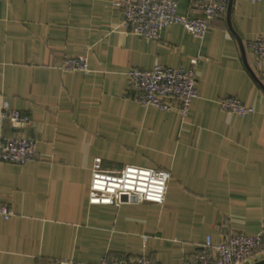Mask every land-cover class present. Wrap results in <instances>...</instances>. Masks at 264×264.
I'll list each match as a JSON object with an SVG mask.
<instances>
[{"label": "crops", "instance_id": "1", "mask_svg": "<svg viewBox=\"0 0 264 264\" xmlns=\"http://www.w3.org/2000/svg\"><path fill=\"white\" fill-rule=\"evenodd\" d=\"M116 0H0V136L36 142L26 163L0 159V264H90L149 256L181 264L235 233L261 235L246 264L264 258V64L247 47L264 31V0H230L199 38L180 23L159 39L123 28ZM192 0H179L187 13ZM197 11L201 14L200 10ZM87 54L90 71L63 68ZM199 58V96L183 117L133 98L128 70ZM256 109L238 115L219 99ZM6 107L30 116L25 124ZM171 172L166 199L94 204L93 163Z\"/></svg>", "mask_w": 264, "mask_h": 264}, {"label": "built area", "instance_id": "2", "mask_svg": "<svg viewBox=\"0 0 264 264\" xmlns=\"http://www.w3.org/2000/svg\"><path fill=\"white\" fill-rule=\"evenodd\" d=\"M258 2L262 0H250ZM230 0H192V9L187 13L178 11L179 0H116L114 3L123 12L122 27L144 38L159 39L164 28L173 23L182 24L191 34L203 38L209 23L222 16ZM200 10L201 14L197 11ZM247 47L254 55L258 66L264 64V31L248 41ZM192 59L191 67H174L162 63L146 69L137 66L128 70V85L134 92L132 98L142 105H152L163 110H178L183 117L189 113L192 101L199 96L197 64ZM64 69L90 71L87 54L66 57ZM220 105L233 113L246 116L256 112L236 95L219 99ZM3 115L12 122L25 124L30 116L21 110L6 107ZM36 156V142L25 137L0 136V159L13 163H26ZM171 172L155 166L126 164L118 172L103 168L102 157H96L90 190V202L94 204H120L124 202L154 201L166 199ZM0 211L6 217L12 214L8 208ZM263 245L261 235L232 234L229 238L213 242L208 236L199 250L181 264H246L255 251ZM52 264H90L74 259L61 258ZM94 264H158L149 256L130 255L103 256Z\"/></svg>", "mask_w": 264, "mask_h": 264}, {"label": "water", "instance_id": "3", "mask_svg": "<svg viewBox=\"0 0 264 264\" xmlns=\"http://www.w3.org/2000/svg\"><path fill=\"white\" fill-rule=\"evenodd\" d=\"M250 264H264V258Z\"/></svg>", "mask_w": 264, "mask_h": 264}]
</instances>
